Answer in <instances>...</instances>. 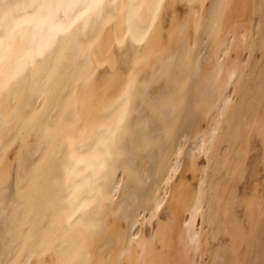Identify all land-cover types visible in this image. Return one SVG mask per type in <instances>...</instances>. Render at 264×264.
Returning <instances> with one entry per match:
<instances>
[{
	"label": "bare ground",
	"instance_id": "1",
	"mask_svg": "<svg viewBox=\"0 0 264 264\" xmlns=\"http://www.w3.org/2000/svg\"><path fill=\"white\" fill-rule=\"evenodd\" d=\"M261 169L264 0H0V264H264Z\"/></svg>",
	"mask_w": 264,
	"mask_h": 264
},
{
	"label": "rangeland",
	"instance_id": "2",
	"mask_svg": "<svg viewBox=\"0 0 264 264\" xmlns=\"http://www.w3.org/2000/svg\"><path fill=\"white\" fill-rule=\"evenodd\" d=\"M258 52H259V51H258ZM258 52L256 53V55H258V54L260 53V52H259V53H258ZM259 55H260V54H259ZM15 144H17V141H16V143H15ZM16 146H17V145L13 146V148H15ZM11 149H12V148H11ZM12 163H13V165H12V166H14V160H13V162H12ZM14 169H15V166H14ZM261 172H262V173H261ZM260 174H261V175H260V178H262V179H261V181H263V182H264V180H263V179H264V171H263L262 169L260 170ZM262 175H263V176H262ZM261 176H262V177H261Z\"/></svg>",
	"mask_w": 264,
	"mask_h": 264
}]
</instances>
